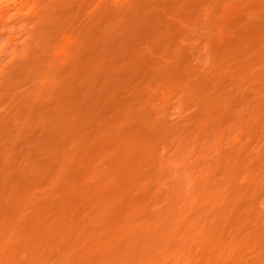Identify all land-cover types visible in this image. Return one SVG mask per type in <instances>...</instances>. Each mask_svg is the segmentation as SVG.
<instances>
[{"label": "rangeland", "instance_id": "obj_1", "mask_svg": "<svg viewBox=\"0 0 264 264\" xmlns=\"http://www.w3.org/2000/svg\"><path fill=\"white\" fill-rule=\"evenodd\" d=\"M0 264H264V0H0Z\"/></svg>", "mask_w": 264, "mask_h": 264}]
</instances>
